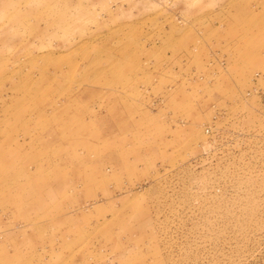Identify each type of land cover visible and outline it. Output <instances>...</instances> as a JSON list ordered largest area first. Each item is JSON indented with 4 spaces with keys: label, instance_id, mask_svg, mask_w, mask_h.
Masks as SVG:
<instances>
[{
    "label": "rangeland",
    "instance_id": "obj_1",
    "mask_svg": "<svg viewBox=\"0 0 264 264\" xmlns=\"http://www.w3.org/2000/svg\"><path fill=\"white\" fill-rule=\"evenodd\" d=\"M0 264H264V0H0Z\"/></svg>",
    "mask_w": 264,
    "mask_h": 264
}]
</instances>
